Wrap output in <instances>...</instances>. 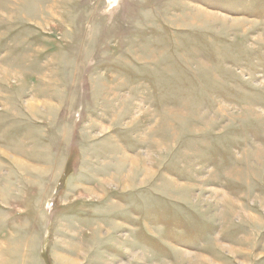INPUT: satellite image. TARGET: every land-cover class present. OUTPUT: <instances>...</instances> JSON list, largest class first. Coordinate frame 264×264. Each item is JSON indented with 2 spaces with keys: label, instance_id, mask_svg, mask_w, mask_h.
<instances>
[{
  "label": "rangeland",
  "instance_id": "1",
  "mask_svg": "<svg viewBox=\"0 0 264 264\" xmlns=\"http://www.w3.org/2000/svg\"><path fill=\"white\" fill-rule=\"evenodd\" d=\"M0 203V264H264V0H0Z\"/></svg>",
  "mask_w": 264,
  "mask_h": 264
},
{
  "label": "crops",
  "instance_id": "2",
  "mask_svg": "<svg viewBox=\"0 0 264 264\" xmlns=\"http://www.w3.org/2000/svg\"><path fill=\"white\" fill-rule=\"evenodd\" d=\"M22 174H23V172H22ZM17 176H18V178H20L19 181L21 180V181L25 182L24 177H26L27 175L23 174L24 177L23 176L21 177L19 175H17ZM11 188H12L11 185L6 187V189H9L10 191H11ZM11 192H13V191H11ZM1 201H2V199H1ZM14 212L15 211H13V208H11V206L9 204L0 203V219L4 216H6V218H8V216H13ZM2 215H4V216H2ZM11 218L13 219V217H11Z\"/></svg>",
  "mask_w": 264,
  "mask_h": 264
}]
</instances>
